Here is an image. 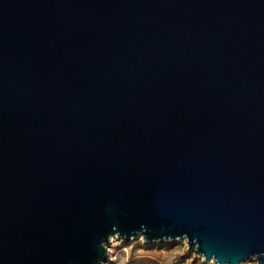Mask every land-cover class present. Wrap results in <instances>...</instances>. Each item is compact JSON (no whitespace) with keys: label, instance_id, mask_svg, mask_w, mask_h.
I'll use <instances>...</instances> for the list:
<instances>
[{"label":"water","instance_id":"obj_1","mask_svg":"<svg viewBox=\"0 0 264 264\" xmlns=\"http://www.w3.org/2000/svg\"><path fill=\"white\" fill-rule=\"evenodd\" d=\"M111 237L264 264V0H0V264Z\"/></svg>","mask_w":264,"mask_h":264},{"label":"rangeland","instance_id":"obj_2","mask_svg":"<svg viewBox=\"0 0 264 264\" xmlns=\"http://www.w3.org/2000/svg\"><path fill=\"white\" fill-rule=\"evenodd\" d=\"M109 260L104 264H213L187 248L185 241L145 243L141 238L119 239L111 245ZM242 264H256L247 260Z\"/></svg>","mask_w":264,"mask_h":264},{"label":"bare ground","instance_id":"obj_3","mask_svg":"<svg viewBox=\"0 0 264 264\" xmlns=\"http://www.w3.org/2000/svg\"><path fill=\"white\" fill-rule=\"evenodd\" d=\"M116 240H119V239L115 238V237H111L110 238V244L113 245L116 242ZM110 244H109V247H108V253L111 251L110 250V247H111Z\"/></svg>","mask_w":264,"mask_h":264}]
</instances>
